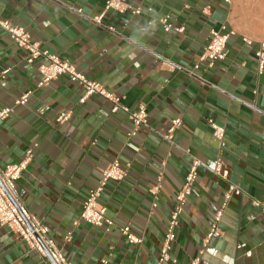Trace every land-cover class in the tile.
I'll return each instance as SVG.
<instances>
[{"label": "crops", "instance_id": "obj_1", "mask_svg": "<svg viewBox=\"0 0 264 264\" xmlns=\"http://www.w3.org/2000/svg\"><path fill=\"white\" fill-rule=\"evenodd\" d=\"M105 1L0 0L1 20L24 27L42 49L100 82L131 112L140 105L148 111L147 125L131 137L125 112L113 113L112 103L99 95L80 103L84 91L68 77L37 88L41 61L29 63L27 52L0 29V73L10 69L0 79V108H13L0 121V160L17 163L33 150L16 185L21 202L72 264H156L176 195L196 159L198 177L172 245L177 262L166 264H191L203 248L199 264H264V215L252 205L264 195V73L257 74L255 56L264 42V0H130L141 6L140 15L106 10ZM166 16L184 32H165L155 19ZM223 25L234 34L226 59L210 68L201 56L211 30ZM29 90L27 104L17 105ZM67 111L70 119L58 123ZM176 118L183 123L171 144L163 136ZM209 119L226 129L223 150ZM218 156L243 194L228 204L223 235L204 247L229 184L210 170ZM116 159L131 167L100 198L114 225L83 222L66 242L89 190ZM160 170L158 208L151 215L150 189ZM125 225L141 244L121 234ZM241 243L245 247L238 249ZM0 264L43 261L17 233L0 226Z\"/></svg>", "mask_w": 264, "mask_h": 264}, {"label": "built area", "instance_id": "obj_2", "mask_svg": "<svg viewBox=\"0 0 264 264\" xmlns=\"http://www.w3.org/2000/svg\"><path fill=\"white\" fill-rule=\"evenodd\" d=\"M140 1L142 3L146 0ZM225 2L229 3L230 0H225ZM105 9L115 11L122 15L128 13H131L132 15H140L142 13L141 6H134L130 0H106ZM78 12L81 13L82 10L79 9ZM94 20L100 23L102 16L95 17ZM155 21L159 23L167 33L172 31L183 33L185 30L183 26L174 27L173 24L170 23L168 16L158 17ZM151 23L152 22L149 24ZM0 29L4 30L19 48L27 52V61L29 63L41 61L38 70L42 79L38 82L37 88L48 86L52 81L59 77L66 76L82 87L84 95L80 98V103H84L89 96L99 95L112 103L113 113H117L120 110L125 112L126 116L133 124V129L129 134L131 137L135 136L140 128L147 125L148 111L145 105H140L137 111L131 112L128 108L121 105L120 97L108 91L100 82L90 80L83 73L79 72L74 64L61 59L49 49H42L38 42L32 40L31 35L24 27L13 26L8 21L0 19ZM233 34L234 31L229 30L225 25L218 29H212L211 39L204 49L201 61H207L208 66L211 68L216 62L225 60L227 57V44ZM255 56L257 60V74L262 75L264 73V42H261ZM9 70L10 69H5L2 71L0 73V79H4L9 73ZM31 94L32 91L30 90L25 92L16 101V104L26 105ZM12 112V107L0 108V121L6 120ZM70 117L71 111L62 112L58 115L57 122L64 123L68 121ZM182 123L183 121L181 118L172 120L171 125L163 138L172 144L174 134ZM208 123L213 136L218 139L221 149L223 150L226 147L225 127L219 125L212 119H209ZM32 158L33 150L28 149L24 158L17 163L3 165L0 160V226L7 227L11 231L17 233L27 243L31 250L38 253L43 264H72L65 258L55 241L49 237L48 228L28 211L19 198L16 185L21 179L23 172L32 161ZM199 165H201V162L194 159L185 176L184 184L176 195L175 204L169 215L166 232L156 264L177 262L171 255L172 245L176 240L177 229L181 221L184 206L193 193L194 185L198 177L197 169ZM130 167V163L123 165L120 160L116 159L104 169L98 184L89 190L87 198L83 203L79 219L73 222L72 228L68 231L65 237L66 242L72 240L74 230L83 222L96 227L106 226L108 229L114 225V221L107 216V207L100 202V198L109 182H120L128 176ZM210 170L229 184L224 193L222 204L214 213L210 230L204 238V247L207 246L210 240L223 235L220 223L228 204L234 196L243 194L242 189L238 185L229 181V170L225 167L221 156L215 158ZM162 178L163 171L160 170L158 172L156 185L150 189V192L153 195V203L150 212L151 215H154L156 208H158ZM252 205L264 215V195L259 199H252ZM120 232L130 244L139 245L142 243V238L132 231L130 225L121 227ZM244 247V243L238 244L237 246L238 249ZM203 253L204 248L199 251L198 257L193 259L191 264H199L200 255ZM245 255L250 257L252 253L251 251H247Z\"/></svg>", "mask_w": 264, "mask_h": 264}]
</instances>
